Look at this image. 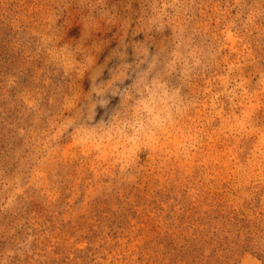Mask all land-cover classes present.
Masks as SVG:
<instances>
[{"label": "rangeland", "instance_id": "1", "mask_svg": "<svg viewBox=\"0 0 264 264\" xmlns=\"http://www.w3.org/2000/svg\"><path fill=\"white\" fill-rule=\"evenodd\" d=\"M0 264H264V0H0Z\"/></svg>", "mask_w": 264, "mask_h": 264}]
</instances>
